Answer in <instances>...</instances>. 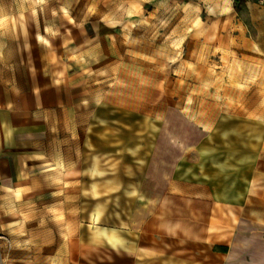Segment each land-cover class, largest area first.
<instances>
[{
	"label": "clouds",
	"instance_id": "1",
	"mask_svg": "<svg viewBox=\"0 0 264 264\" xmlns=\"http://www.w3.org/2000/svg\"><path fill=\"white\" fill-rule=\"evenodd\" d=\"M0 161V264H264V0H0Z\"/></svg>",
	"mask_w": 264,
	"mask_h": 264
},
{
	"label": "crops",
	"instance_id": "2",
	"mask_svg": "<svg viewBox=\"0 0 264 264\" xmlns=\"http://www.w3.org/2000/svg\"><path fill=\"white\" fill-rule=\"evenodd\" d=\"M240 3L241 6H243L244 0L240 1ZM37 87L39 88V85H37ZM4 163V161H0V167H2ZM9 167H11L10 162ZM204 210L208 212V215L206 217L207 225L213 231L218 230L215 226L225 223L224 218L227 210L222 205L217 204L212 207H208L207 205H205ZM197 211H199V209Z\"/></svg>",
	"mask_w": 264,
	"mask_h": 264
},
{
	"label": "trees",
	"instance_id": "3",
	"mask_svg": "<svg viewBox=\"0 0 264 264\" xmlns=\"http://www.w3.org/2000/svg\"><path fill=\"white\" fill-rule=\"evenodd\" d=\"M240 1H243V0H239V2H240Z\"/></svg>",
	"mask_w": 264,
	"mask_h": 264
},
{
	"label": "rangeland",
	"instance_id": "4",
	"mask_svg": "<svg viewBox=\"0 0 264 264\" xmlns=\"http://www.w3.org/2000/svg\"><path fill=\"white\" fill-rule=\"evenodd\" d=\"M240 3V2H239ZM240 5H241V3H240Z\"/></svg>",
	"mask_w": 264,
	"mask_h": 264
}]
</instances>
